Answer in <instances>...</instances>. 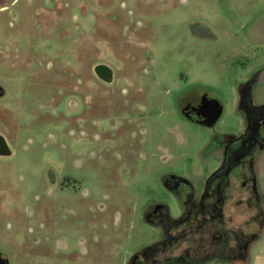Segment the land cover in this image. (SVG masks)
<instances>
[{"label":"rangeland","instance_id":"rangeland-1","mask_svg":"<svg viewBox=\"0 0 264 264\" xmlns=\"http://www.w3.org/2000/svg\"><path fill=\"white\" fill-rule=\"evenodd\" d=\"M264 0H0V258L7 264H127L157 233L142 214L171 211L162 177L192 184L216 166L215 134L244 128L232 68L245 14L264 39ZM210 33L202 39L195 28ZM106 65L112 82L94 73ZM254 91L264 98V72ZM206 95L214 126L182 118L179 102ZM259 167L264 171V154ZM78 181L57 195L51 174ZM197 185V186H198ZM76 191V192H75ZM89 197H82L85 194ZM104 206L98 244L79 216ZM116 217V219H115Z\"/></svg>","mask_w":264,"mask_h":264},{"label":"flooded vegetation","instance_id":"flooded-vegetation-1","mask_svg":"<svg viewBox=\"0 0 264 264\" xmlns=\"http://www.w3.org/2000/svg\"><path fill=\"white\" fill-rule=\"evenodd\" d=\"M255 14L264 18V6ZM243 20V46L240 52L232 49V68L236 69L244 128L237 134L212 137L210 148L218 153L216 166L198 186L175 173L162 177L167 195L177 202L178 209L171 211L164 201L147 205L142 218L157 237L131 253L127 264H264V171L259 167L264 154V98L255 99L254 95L264 72V39L251 33L254 14H245ZM195 28L203 40L211 39L208 31ZM178 107L183 119L210 127L221 110L206 95L186 96ZM216 109L218 117H214ZM50 180L58 196L78 184L70 176L59 178L53 173ZM103 209L99 203L94 211L79 216V243L89 240L98 244L106 230L117 233L127 229L128 211L123 226L116 227L112 218L105 222Z\"/></svg>","mask_w":264,"mask_h":264},{"label":"water","instance_id":"water-1","mask_svg":"<svg viewBox=\"0 0 264 264\" xmlns=\"http://www.w3.org/2000/svg\"><path fill=\"white\" fill-rule=\"evenodd\" d=\"M95 75L106 83L112 82V72L106 65H97L94 67ZM214 117H218L219 113L217 109L214 111ZM11 155V151L5 141L0 135V157H7ZM0 264H7V261L0 258Z\"/></svg>","mask_w":264,"mask_h":264}]
</instances>
